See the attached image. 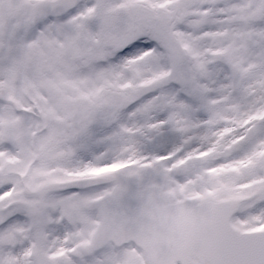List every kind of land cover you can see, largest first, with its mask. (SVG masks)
<instances>
[{
  "label": "snow or ice",
  "instance_id": "snow-or-ice-1",
  "mask_svg": "<svg viewBox=\"0 0 264 264\" xmlns=\"http://www.w3.org/2000/svg\"><path fill=\"white\" fill-rule=\"evenodd\" d=\"M0 264H264V0H0Z\"/></svg>",
  "mask_w": 264,
  "mask_h": 264
}]
</instances>
